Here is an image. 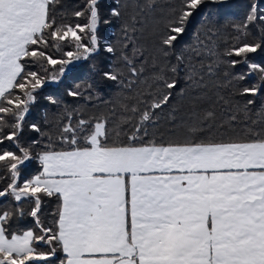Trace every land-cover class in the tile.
<instances>
[{
  "label": "snow or ice",
  "instance_id": "1",
  "mask_svg": "<svg viewBox=\"0 0 264 264\" xmlns=\"http://www.w3.org/2000/svg\"><path fill=\"white\" fill-rule=\"evenodd\" d=\"M212 2L229 6V0ZM57 3L0 0V145L11 141L17 149L0 148V166L8 173L0 176V198L29 201L28 215L39 228L14 230L11 221L23 208L0 209V264H55L57 259L59 264H264V111L252 119L253 100L241 107L221 91L253 75L258 82L239 94L264 91V64L248 57L264 51V37L220 54L197 36L176 52L189 18L203 3L182 0L155 52L146 55L147 47L130 33L141 30V17L156 9L157 0H129L123 5L131 14L122 25L119 66L103 73L127 90L120 110L111 118L85 119L65 108L54 135L33 152L21 135L37 91L61 83L100 49L99 0H85L73 15H86V23L74 25L57 22ZM111 15L119 19L120 6ZM256 21H264V14L258 15L254 3L236 26L238 33ZM34 45L62 55L54 58ZM104 50L117 52L111 44ZM232 56L243 59H225ZM26 58L39 71L30 70ZM240 63L245 71L226 73V84L217 82L221 65ZM79 88L76 84L67 95L81 97ZM186 97L189 111L182 118L173 100ZM84 98L91 99V93ZM46 99L60 103L54 96ZM165 112L173 124L179 119L185 127L182 140L158 141L154 129ZM30 127L41 131L35 123ZM31 160L38 161L39 174L24 178L21 166ZM43 197L58 202L50 227L40 219Z\"/></svg>",
  "mask_w": 264,
  "mask_h": 264
},
{
  "label": "trees",
  "instance_id": "2",
  "mask_svg": "<svg viewBox=\"0 0 264 264\" xmlns=\"http://www.w3.org/2000/svg\"><path fill=\"white\" fill-rule=\"evenodd\" d=\"M128 3L129 0H99V12L102 20L108 19L111 21L108 24H104L101 20L98 25L99 51L94 53L89 61L82 62L83 66L77 71L66 75L61 83L47 84L37 91V100L30 106V111L26 114L24 129L21 135V143L25 147L31 145L33 152H38L43 148L48 143V136L54 135L58 125L62 122L65 108L78 110L85 119L101 115H108L111 118L112 111L118 112L120 110V103L125 98L127 90L123 89L117 82L106 80L103 73L113 70V66H119L117 57L120 53L121 41L124 35L122 25L129 19L131 14L130 9L123 7V5ZM254 3L258 5V15L264 14V0H229L228 7L213 3L212 0H203V3L193 11V15L189 18L185 33L176 42L175 51L179 52L183 46L196 42L197 36L200 40L213 44L215 50L220 54H223L241 42L251 43L258 41L261 37H264V21L250 23L247 32L243 34L238 33L236 27L245 20L249 14L250 6ZM181 4L182 0H157L156 9L141 17L143 21L141 30L134 34L130 33L139 38L138 42L141 45L147 47L148 52L146 55L155 52L159 39L165 30V25L173 14V9L180 8ZM84 6L85 0H58L53 12L58 23L84 24L86 23V15L79 18L73 15L74 12L81 10ZM117 6H120L122 13L119 19L111 15L112 8ZM106 44L114 46L117 52L115 54L107 53L104 50ZM32 48L43 50L54 58L62 55V52L54 48L45 49L42 45H34ZM64 50L73 49L71 46H66ZM127 51L131 54V49ZM248 57L253 62L264 64V51L248 54ZM225 59L242 60L243 58L232 56L225 57ZM169 60L175 63L174 57H170ZM44 63L46 64V62ZM26 66L30 70L39 71L38 64L31 62L30 58H26ZM245 70L246 65L244 63L237 64L235 68L227 64L221 65L219 76L216 78L217 82L223 81L226 84L228 80L226 73L231 75ZM256 82H258L256 76L253 75L243 81L233 80L232 84L234 86L221 89L225 95L231 96L241 107L244 106L247 100H253L255 103L249 106L252 119H260V117L255 115L257 110L264 111V108H262L264 106V91H261L256 96H241L239 91L243 87L251 86ZM76 84H80L79 91L83 95L76 98L68 96V89L77 90ZM182 85L183 81L181 80ZM16 91L18 93V90ZM89 93H91V99H85L84 97H87ZM48 96L56 97L60 103L58 105L51 103L46 99ZM173 106L180 109L178 113L179 117L186 118V114L189 111V99L187 97L183 101H180L179 98L173 100ZM216 111L219 119L220 108L217 107ZM166 117L167 112L162 113L158 128L154 129V131L158 132V141L160 139L164 142L182 140L187 134L185 127L180 124L179 119L173 124ZM33 123L38 125L41 130L40 132L31 129L30 125ZM41 133H45L46 135L42 136ZM33 141L37 143L33 144ZM0 148L17 151L15 144L11 141H5L3 145H0ZM21 167L24 178L37 175L40 171V165L36 160L28 161ZM0 176H8V173L2 166H0ZM2 187H4V184L0 183V188ZM57 203L54 197H43L40 219L45 227L52 225L54 219L53 213L57 207ZM32 206L29 201L22 200L17 202L10 196L0 198V209L7 208L8 210H12L14 207L17 209L23 208V215H19L18 218H14L11 221L13 229L21 232L28 229H35V231L39 232L35 221L28 215ZM61 256L62 253L58 252L57 257ZM38 264H44V262H38ZM55 264H59L58 259Z\"/></svg>",
  "mask_w": 264,
  "mask_h": 264
}]
</instances>
